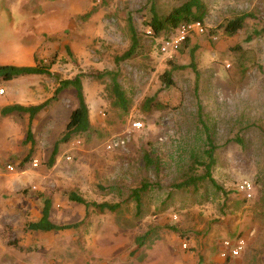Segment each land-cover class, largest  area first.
<instances>
[{
    "label": "rangeland",
    "instance_id": "1",
    "mask_svg": "<svg viewBox=\"0 0 264 264\" xmlns=\"http://www.w3.org/2000/svg\"><path fill=\"white\" fill-rule=\"evenodd\" d=\"M186 1L0 0V65L16 66L30 49L35 64L52 62L49 74L0 78V104L17 98L38 105L51 99L60 81L82 75L90 129L67 142L60 139L77 105L71 86L31 121L18 112L0 115L1 198L36 206L49 199L53 224H76L43 240L56 255L53 264H264V0H200L204 33L188 38L176 53H161L165 34L148 35L149 23ZM242 14L250 15L243 28L224 33L225 24ZM132 33L138 45L133 56L117 61ZM167 70L170 87L159 79ZM112 76L128 100L127 111L111 104ZM148 99L162 108L144 112ZM133 122L141 127L132 128ZM207 134L214 183L203 178ZM112 138L123 139V147L107 150ZM243 180L253 184L247 202L236 191ZM140 186L137 205L130 198ZM71 192L119 206L98 214L69 201ZM18 223L14 216L7 224L12 235ZM146 233L137 247V237ZM238 235L246 249L225 262L220 244Z\"/></svg>",
    "mask_w": 264,
    "mask_h": 264
},
{
    "label": "trees",
    "instance_id": "2",
    "mask_svg": "<svg viewBox=\"0 0 264 264\" xmlns=\"http://www.w3.org/2000/svg\"><path fill=\"white\" fill-rule=\"evenodd\" d=\"M89 14L90 13H87L86 16H88ZM202 17H203L202 4L200 0H187L180 6L173 8L167 15L163 17L159 18L157 16H153L149 23V26H150L149 28L151 29L153 36L160 32H163L164 34H166L170 30L175 29L181 23L191 22V21L202 22ZM248 17H250V15L248 14H242L237 17H234L233 19H231L225 24L223 28L224 33H226L229 36L235 35V33H237L239 30L243 28L244 21ZM263 30H264V27H263ZM187 41L188 39L185 42ZM137 46L138 45H137L136 35L135 33H132L131 34V45L121 56L116 57V60L124 61V60L131 58ZM190 56H191V61H192L193 59L192 53ZM39 63L35 64V66L33 67L0 65V78L5 81H10L15 78L22 77V76L49 74L48 68L52 64V62H50V65H48V67L39 66ZM190 67L194 68V64L192 62L190 63ZM179 68L181 69L184 67L182 66ZM81 78H82V75H76L72 79L60 81L58 87L54 90L53 96L48 101H44L38 105H30V106H22L18 104L8 105L1 109L0 114L2 116H7L13 112H18L21 114L23 113V114H27L29 121H31L40 111L46 108V106L49 104L51 100L53 101L56 100L58 94L60 93L62 89H64L65 87L71 86L75 91L77 105L74 109L71 110L68 116V121L64 128V133L60 139V142L62 143L67 142L71 138V136L78 135L80 133H85L90 129L89 112H88V107L86 105L84 95H83ZM159 79H160L161 85H163L164 87H170L173 84L172 72L170 70L164 71L159 76ZM110 85L111 86L109 88V91L111 93L110 100H111L112 106L122 111H127L128 110V100L124 92L122 91V89L117 84L115 76H112ZM152 102H153L152 99H148L143 103L144 112H149L152 108H155V109L162 108V105L160 103L152 104ZM29 139H31L30 141H31V149H32V147L34 146V141L31 137L30 130L27 131L25 141L28 143ZM206 140H207V149L205 153H206V156L209 162L206 163V165H204L205 174L203 175V178H208L211 181V183H214L212 178L210 177V168L213 164L212 154H213L214 148H213L212 140L209 134L206 135ZM31 149H30V152L28 153V156L31 154ZM56 155H57V144L54 145L52 152L46 162V164L49 167H51L54 164ZM28 160H29V157H26L23 162H27ZM197 179H199V177L192 179L190 181H187V182L184 181L176 187L186 188L190 185V183L194 184L193 182ZM145 187L146 186L144 185L143 188ZM143 188H141L140 186L138 189H134L132 191V197L130 199L133 200L137 205L138 203H140V197H141ZM68 199L71 202L82 205L85 208V210L92 208L93 211L97 212L98 214H103L105 212H114L119 206L118 204H111L108 202H100V203L89 202L73 192L69 193ZM243 200L247 202L246 199H243ZM137 209L139 208L137 207ZM49 210H50V200L46 199L43 203L41 218L36 222L27 223L26 228L31 231H42V232L61 231V230H68V229L75 228L76 224H67V225L53 224L49 220ZM85 217H86V213H85ZM170 230H175V228L171 227ZM147 236H148V233L140 237H137L136 239L137 247H140L144 244ZM1 237L6 241L8 245L16 247V239L13 237L8 226L4 227V230L1 233ZM238 237H243V236L238 235ZM221 244H220L219 253L221 251ZM246 246L247 245H245L244 250L246 249ZM244 250L237 257H239L244 252ZM220 258L224 260L225 262H228V261H231L232 259H235L236 257L230 258L228 256L226 258H222V257Z\"/></svg>",
    "mask_w": 264,
    "mask_h": 264
},
{
    "label": "crops",
    "instance_id": "3",
    "mask_svg": "<svg viewBox=\"0 0 264 264\" xmlns=\"http://www.w3.org/2000/svg\"><path fill=\"white\" fill-rule=\"evenodd\" d=\"M17 60L18 61L15 63L16 66H35L34 50L30 49V52L26 55L25 53H22V55ZM37 62L39 63V61ZM27 85L26 88L24 85L23 92L28 91L29 86ZM15 100L16 103L13 101H9L0 104V111L3 107L13 104L22 106L37 104L33 100L29 101V103H21V99L17 98ZM24 100L26 101L28 99H26L25 97ZM35 118L36 116L33 119ZM7 124H9V121H7ZM3 176L4 174L0 175V180L4 179ZM5 191L6 188L4 187V181H0V246L4 248V250L2 251L3 255L0 256V264H53L52 258L56 257V255L54 254L52 248L48 249L47 246L43 244V242H45L43 240L49 237V233H60L65 230L52 232L28 230L26 228L27 223L36 222L41 218L43 204H41L42 206H36L35 203L18 205L17 203H13L10 200H3L4 197L1 198V195ZM8 191L10 192V190ZM14 216L18 217L19 222L17 226L12 224V228L14 230L13 235L15 236L13 237L16 239V247L8 245L6 241L1 237V233L4 230V227L7 226V224H11V220ZM55 252H57L58 256L59 250H55Z\"/></svg>",
    "mask_w": 264,
    "mask_h": 264
},
{
    "label": "built area",
    "instance_id": "4",
    "mask_svg": "<svg viewBox=\"0 0 264 264\" xmlns=\"http://www.w3.org/2000/svg\"><path fill=\"white\" fill-rule=\"evenodd\" d=\"M204 25L200 21H191L185 22L178 25L175 29L170 30L159 42V50L161 53H176L180 49L181 45L193 35H200L204 33ZM146 33L152 35V31L149 28ZM4 91L0 89V95ZM132 128L139 129L141 124L138 122H133ZM124 140L120 138H112L106 145L107 150H117L118 148L123 147ZM68 160L69 157H66ZM31 165L33 167L38 166L37 160H33ZM6 170L12 172L14 168L11 164L5 166ZM236 191L242 195L246 200L251 199L253 184L247 180L239 181L236 184ZM246 241L243 237H234L233 239H224L221 244V251L219 253L220 257H237L245 248Z\"/></svg>",
    "mask_w": 264,
    "mask_h": 264
}]
</instances>
